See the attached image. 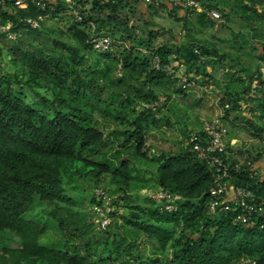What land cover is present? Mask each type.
<instances>
[{
    "label": "trees",
    "instance_id": "obj_1",
    "mask_svg": "<svg viewBox=\"0 0 264 264\" xmlns=\"http://www.w3.org/2000/svg\"><path fill=\"white\" fill-rule=\"evenodd\" d=\"M15 1L7 0L0 9V24L9 20L10 31L18 34L8 40L0 32V44L11 42L4 67L0 66V233H9L0 243L12 235L17 246H0V264H264V211L248 224L233 223L238 213L234 206L208 215L205 204L213 185L212 171L187 151L185 142L177 152L157 156L148 148L149 124H158L156 114L162 112L144 110L139 101L159 98L150 90L139 92L133 84L124 87L118 77L115 91L107 101L100 100L108 89L109 73H114L105 60L117 63L116 76L127 72L130 83L144 75L140 85L146 86L159 78L170 80L151 69V59L156 56L161 64L173 62L181 67L185 76L191 72L201 76L197 82L206 88H211L212 72L230 77L224 84L227 90L234 80L239 81L233 95L228 92L220 99V104L231 105L225 115L229 109L237 111L243 94L257 90L260 96L252 99L251 95L247 100H259L252 110L264 117V78L258 66L252 72L243 70L246 78L237 74L234 79V74L223 69L227 55L214 47L204 55L206 49L201 45L206 42L192 34L183 41L188 55L183 65L177 45H153L149 22L144 20V14L163 10L174 20H182L189 32L197 26L216 25L206 18L205 10L218 11L226 26L234 16L262 39L258 41L261 52L255 49L257 43L251 50L264 63V0H197L203 9L200 13L173 7L168 0H158V5L143 0H71L72 5L66 0H42L45 11L32 4L19 9ZM73 9L78 10L81 21L74 19L65 33L45 24L47 18L55 19ZM39 15L45 16V22L36 29L25 27L24 19ZM92 33L111 37V50L96 52L90 44ZM116 37L119 42L114 41ZM116 43H120L119 58L112 54ZM2 52L0 47V63L5 58ZM227 65L232 68L239 62L234 59ZM214 84L220 93V83ZM167 100L165 97L163 106ZM113 104L117 107L111 108ZM96 115L128 126L120 131L119 148L112 153L106 147L109 133L99 129ZM122 154L130 155L138 167L152 169V177L139 181ZM102 174H110V195L123 189L114 203L126 211L113 215L109 226L98 231L92 214L88 211L80 216L66 196L64 181H96ZM233 179L236 185H248L264 198V180L250 178L245 172L233 174ZM98 186L102 185L94 187ZM145 188L180 195L178 211L161 212L139 195ZM42 203L48 207L44 220H27L28 211ZM92 203L90 195L88 208ZM69 223L73 226L65 231Z\"/></svg>",
    "mask_w": 264,
    "mask_h": 264
},
{
    "label": "rangeland",
    "instance_id": "obj_2",
    "mask_svg": "<svg viewBox=\"0 0 264 264\" xmlns=\"http://www.w3.org/2000/svg\"><path fill=\"white\" fill-rule=\"evenodd\" d=\"M137 9H143L144 11H146L144 6H138ZM136 16L138 15L136 14L135 17ZM194 17L195 16L191 17L193 21L195 19ZM229 19L230 22L227 26L225 25L226 22L224 23L225 20L221 19L215 22L216 25L214 27H201L200 29H196L198 28L197 26L196 28L191 29V31L187 32L183 26L184 22L182 20H174L173 18L169 17L163 10L152 12L149 16L147 14H144V20L149 22V29L154 36L153 45L155 47L162 44L177 45L180 50L179 61L183 65L185 63V60L188 59V55L186 53L187 50L183 45V41L188 37V35L192 34L193 38L206 42V44L201 45V48L204 47L206 49V51H204V55H206L207 51L209 52L212 47H214L215 49H219V51L221 50V53L223 52L227 55L226 61L223 64V69L229 74H234V79H236L237 74H239L242 78H246L245 71L243 70H245L246 68H250L252 72L254 71L255 66H258L260 68V72L262 74V77L264 78V63L258 62L259 60L255 57L256 52H253L251 50V46H253L254 43H257L255 49L256 51L258 50L261 52L262 48L258 41L262 39L260 37H257L254 32L250 31V29L252 28L250 25L244 24L240 19L234 16H231ZM73 21L74 18L71 13L66 12L55 19L47 18L46 22H44L47 26H53L54 28L65 33L69 28V24ZM138 34L139 31H136V38H139ZM147 35L148 31H145L143 33V36L147 37ZM117 39V37L114 38V41H118ZM119 45L120 43H116L112 50V54L117 58H119L118 51L121 50V48H119ZM0 47H2L3 49L1 56L5 57L1 60L0 66L4 67V61L7 60L5 55L6 49L11 47V42L5 41V43L0 44ZM234 59L239 62V65L229 68L227 64L230 62V60ZM105 63H107L109 69L113 70L114 73H109V79H106L105 81L108 89L105 90L100 96V100L102 102L107 101L108 95L111 92L115 91V81L118 77L122 78L124 87L127 83H129L130 85L133 84V86L137 88L139 92L150 90L163 102L165 97H168L166 104L163 106V111H161L162 113H160V115L156 117L159 119V123L156 125L149 124L147 131L148 134L146 135V137H148L147 146L156 156L161 152L175 153L179 150L181 146L180 144H182V146L184 147V142L186 141L185 135L190 132H198L201 128L202 123L206 120L214 118L213 114L216 113L215 111L217 110V108L219 106H224L225 102H223V104H220V102H216L217 97H219L220 99L224 98V95H226L228 92L233 95L236 86L239 87V81L235 82L234 80L230 84V88L228 90L225 89L224 84L231 80L230 77H222L219 73L216 72H212L211 76L213 78V81L211 82V88L207 86L206 91L204 90L205 85L197 82L199 81L198 79H201V76L195 77L193 72L189 74V77L195 79L194 86L186 89L172 82V80L160 78L154 81L152 84H147L146 86L143 85V87L140 84L145 80L144 75L140 76V78L136 79V81L130 83L128 81L127 72L121 74V76L115 75L116 69H118L117 63L115 61L105 60ZM215 81L219 82L221 85V88L218 89V91L220 92L218 94H216L217 87L214 84ZM180 88L185 90L184 93H177L178 89ZM257 92V90L253 92L249 91L243 94L242 99L245 100L251 95L253 97L252 99H254L255 97H259L260 94ZM257 101L259 100H253V103H251V101L249 102L246 100V102L248 103L244 101V104H250L251 106L255 107L258 103ZM216 104H218V106ZM228 105L231 106L230 103H228ZM115 107H117V104H113L111 108ZM210 109L213 111L210 112ZM100 110H103V108L100 107ZM135 114L133 115L135 116ZM95 118L100 123L98 125L99 129L101 131H104V133L106 134L109 133L107 136L108 141L106 143V147H108V154L112 153L115 149L119 148V142L117 138H121L120 131L128 128V126L126 124L118 125L117 123H113L111 121H104L98 115H96ZM263 154H261V156ZM241 156L238 157L239 160L236 159L237 162H240L246 158H243V156ZM121 157H125L126 159H128L129 166L134 168V170H132V175L134 177L139 176V181L142 178L149 180L152 177V169H149L145 166L138 167L136 165L137 162L128 154H122ZM109 179L110 174H102L96 181L90 178H86L76 184L74 182L64 181V187L67 194L66 196L72 199V204L74 205L77 212L80 213V216L81 214L84 215L89 211L87 209L89 205V197L95 184L102 185L106 189H109ZM132 189H128V191L126 190V192L130 193L129 195H132ZM122 190L123 189H120V191L114 193L113 196L115 198L120 196L123 192ZM47 210V205L45 203H42L39 206L30 209L25 215V218L34 222H41L44 220L43 212ZM122 211H126V208L122 207ZM72 226L73 225H71L70 223L65 224V231H67V229H70ZM0 234V238L5 235L9 236V233ZM8 239L9 241L3 240L0 243V246H8L11 248L17 246V242L12 235Z\"/></svg>",
    "mask_w": 264,
    "mask_h": 264
},
{
    "label": "built area",
    "instance_id": "obj_3",
    "mask_svg": "<svg viewBox=\"0 0 264 264\" xmlns=\"http://www.w3.org/2000/svg\"><path fill=\"white\" fill-rule=\"evenodd\" d=\"M7 0H0V9L5 8ZM145 3L158 5V0H143ZM176 8L188 10L189 12L200 13L203 11L197 0H168ZM72 5L71 0H66ZM28 4H32L42 11L46 10V3L42 0H16L15 5L19 9H24ZM52 9V8H50ZM76 21H81L78 10H71ZM206 18L213 22L221 20L220 13L216 10H205ZM45 16L39 15L37 18H26L23 20L25 27L36 29L43 22ZM91 25V32H94V26ZM12 23L8 20L5 25L0 24V32L6 35L8 40H13L18 36L11 32ZM93 34V33H92ZM90 44L96 52H108L112 48L113 39L108 35H95L90 37ZM198 53V50H195ZM151 69L162 72L170 80L175 81L177 85L185 88L194 86L185 76L181 68H176L173 62L161 64L158 57L154 56L150 62ZM204 90L207 88L204 86ZM216 94H218L216 92ZM216 102H220L217 97ZM140 108L144 110L159 109L163 111V101L160 99L154 101H139ZM229 108L227 103L219 108L217 116L203 122L198 134L190 133L185 141L186 149L198 161L203 163L213 173V185L208 191V199L205 209L208 215H216L231 209V206L238 211L237 216L233 219L234 224H248L252 217L263 213L264 198L256 196L252 189L246 185H236L233 174L245 172L250 178H258V172L255 168V156L262 153L259 146L257 152L252 157L247 155L240 162L228 163L225 159L227 147L224 143L225 130L222 127V120L226 117L225 110ZM160 114H156V117ZM263 130L259 132L258 139L260 144H264V117H261ZM259 181H262L259 179ZM139 195L159 207L163 213H174L179 209L181 196L161 189L145 188L139 191ZM93 203L88 208L93 217L94 228L98 231L105 230L113 219V215L122 213V208L115 204V197L110 195L103 186L94 187L91 192ZM247 262V261H246Z\"/></svg>",
    "mask_w": 264,
    "mask_h": 264
},
{
    "label": "crops",
    "instance_id": "obj_4",
    "mask_svg": "<svg viewBox=\"0 0 264 264\" xmlns=\"http://www.w3.org/2000/svg\"><path fill=\"white\" fill-rule=\"evenodd\" d=\"M208 72L211 71L208 70ZM246 100L247 99H241L238 102L239 108L237 111L229 109L226 117L222 120V127L225 130L224 143L227 147L225 159L230 164L236 163V159L239 160V156L242 155L243 158L248 154L252 156L254 152H257L260 146L262 153L257 154L254 159H256L255 168L258 172L259 179L263 181L264 144H260L258 139V134L263 130V125L261 124L259 113L256 110H252L253 106L244 104ZM216 105L218 106V104ZM219 108L220 106L215 111L216 113L214 112V117L217 116ZM211 111L213 110L210 109V112ZM261 154L263 155L261 156Z\"/></svg>",
    "mask_w": 264,
    "mask_h": 264
},
{
    "label": "water",
    "instance_id": "obj_5",
    "mask_svg": "<svg viewBox=\"0 0 264 264\" xmlns=\"http://www.w3.org/2000/svg\"><path fill=\"white\" fill-rule=\"evenodd\" d=\"M135 218H137V215H135Z\"/></svg>",
    "mask_w": 264,
    "mask_h": 264
}]
</instances>
